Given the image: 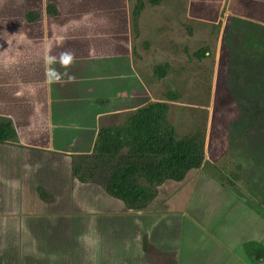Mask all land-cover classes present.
Listing matches in <instances>:
<instances>
[{"label":"rangeland","instance_id":"obj_1","mask_svg":"<svg viewBox=\"0 0 264 264\" xmlns=\"http://www.w3.org/2000/svg\"><path fill=\"white\" fill-rule=\"evenodd\" d=\"M135 3L132 0L130 9ZM165 8L153 9L154 19L146 23L149 32L154 20L164 17ZM186 12L185 3L183 21L176 22L175 15L168 25L161 20L154 40H134L136 69L151 94L131 109L167 102L169 121L180 136L204 135L206 165L182 182H164L152 202L132 211L106 193L117 163L101 166L91 155L62 159L0 146L3 159L14 158L4 160L3 172L24 180L0 196V264H155L143 250L144 238L157 250L173 254L177 264H193L186 250L209 259L217 254L216 241L228 242L234 256L253 253L248 240L262 218L250 207L264 209V55H243L226 18L196 22L187 19ZM113 28L101 30L106 47V41L116 40ZM199 50L207 51L202 59L196 56ZM159 67H166L165 78L156 74ZM104 73L108 80L113 77L110 65L104 66ZM168 91L177 92L179 100H165ZM125 118L126 113L110 115L101 124L122 125ZM77 168L87 183L74 175ZM202 172L216 175L228 188V180L234 181L231 188L238 196L232 208L224 210L227 200L215 192L203 193V183L194 188ZM66 173L72 175V189L60 190L51 204L42 202L35 188L24 193L39 179H62ZM214 259H220V252Z\"/></svg>","mask_w":264,"mask_h":264},{"label":"crops","instance_id":"obj_2","mask_svg":"<svg viewBox=\"0 0 264 264\" xmlns=\"http://www.w3.org/2000/svg\"><path fill=\"white\" fill-rule=\"evenodd\" d=\"M185 3L186 17L191 21L216 22L226 18L230 22L238 18L264 27V0H161L152 7L169 5L164 17L155 19L149 32L146 23L154 19L151 14L155 13L145 5L138 20L137 38L131 27L132 0H0V117L10 119L18 135V142L0 146L29 148L62 159L91 155L100 129L107 127L101 124L104 118L121 113L127 116L137 110L131 109L132 104L151 94L136 69L134 40H154L156 33L160 34L155 27L161 20L168 25L175 15L176 22L183 21ZM49 8L56 14H50ZM28 12L37 13L38 19L28 22ZM106 27H114L116 39L112 43L106 41L107 47L101 31ZM106 64L113 72L109 80L104 73ZM4 160L10 162L14 158L3 159L0 153V196L16 190L15 182L23 180L3 172L7 165ZM39 180L24 193L35 188L39 194L42 189L51 196L49 201L40 197L45 204L53 203L60 190L72 189L71 174L66 173L62 179ZM198 182L203 183V193L213 191L218 198L227 200L224 210L232 208L236 196L231 188L203 172L194 188ZM17 192H21L20 187ZM250 208L263 219L254 228V237L248 240L253 250L261 253L263 211ZM216 245L219 260L214 259L215 252L206 259L194 254L197 250L183 251L193 264H264V259L258 260L255 253L238 252L234 256L226 241H216Z\"/></svg>","mask_w":264,"mask_h":264},{"label":"trees","instance_id":"obj_3","mask_svg":"<svg viewBox=\"0 0 264 264\" xmlns=\"http://www.w3.org/2000/svg\"><path fill=\"white\" fill-rule=\"evenodd\" d=\"M148 2L155 6L161 0ZM144 8L145 2L136 0L131 12V27L136 38L139 36L138 20ZM48 12L56 14L52 8ZM38 17L37 13H27L28 22H34ZM228 31L237 34L238 46L243 55H264V27L233 18L229 22ZM206 54V50H199L196 56L202 59ZM156 74L165 78L166 67L157 68ZM179 98L180 95L174 91L165 94V100L168 101H177ZM169 109V104L164 101L149 103L130 112L122 125L102 127L98 133L91 157L95 164L101 166L117 163V168L109 173L106 193L122 201L129 210H142L157 197V188L164 182H182L188 173L198 171L206 165L204 135L197 132L180 136L169 121ZM15 142H18V135L13 122L0 117V144ZM210 166L218 170L214 164ZM218 172L224 174L223 171ZM74 175L82 183H87L86 176H82L78 168ZM214 178L227 187L219 177L215 175ZM228 181L229 188L236 186L232 179ZM38 192L44 201L51 199L42 189ZM143 250L155 264H177L173 254L157 250L147 238L143 239ZM258 251L253 252L255 257L258 260L264 259V250L261 253Z\"/></svg>","mask_w":264,"mask_h":264}]
</instances>
